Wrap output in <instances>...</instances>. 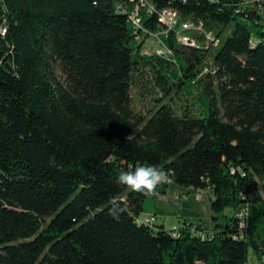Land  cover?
<instances>
[{
  "label": "trees",
  "instance_id": "obj_1",
  "mask_svg": "<svg viewBox=\"0 0 264 264\" xmlns=\"http://www.w3.org/2000/svg\"><path fill=\"white\" fill-rule=\"evenodd\" d=\"M0 27V264L264 263V17L246 0H0ZM138 73L161 94L150 116ZM149 164L232 216L205 237L139 222L169 184L145 197L117 178Z\"/></svg>",
  "mask_w": 264,
  "mask_h": 264
},
{
  "label": "rangeland",
  "instance_id": "obj_2",
  "mask_svg": "<svg viewBox=\"0 0 264 264\" xmlns=\"http://www.w3.org/2000/svg\"><path fill=\"white\" fill-rule=\"evenodd\" d=\"M163 49L158 38L150 36L144 38L143 52L154 53L156 50ZM212 55H208L205 63L210 64ZM147 75L138 73L135 76L136 84L131 88V105L135 113L150 116L156 108L157 102L155 97H161L155 89H152L147 82ZM147 84H146V83ZM170 97L176 98L177 95ZM182 101H179L181 103ZM184 103V101H183ZM168 189L165 194L157 198L147 199L144 203V211L139 216L140 219H146L155 216L158 223L164 225L166 230H171L173 227H178L181 223L186 222L200 223L202 226L210 228L217 222L223 220V216H232L233 210L226 209L218 216L217 221H214L209 209L210 198L212 195L207 189H196L194 187H185L175 183L168 182ZM260 189L264 192V183L260 184ZM247 264H264L259 263L249 250L247 255Z\"/></svg>",
  "mask_w": 264,
  "mask_h": 264
},
{
  "label": "clouds",
  "instance_id": "obj_3",
  "mask_svg": "<svg viewBox=\"0 0 264 264\" xmlns=\"http://www.w3.org/2000/svg\"><path fill=\"white\" fill-rule=\"evenodd\" d=\"M170 175V171L156 165H137L132 170H121L117 178V184L145 197H153L158 195L157 189L159 186L169 182ZM124 211L125 209L121 207L119 202H113L109 209V215L118 220Z\"/></svg>",
  "mask_w": 264,
  "mask_h": 264
},
{
  "label": "built area",
  "instance_id": "obj_4",
  "mask_svg": "<svg viewBox=\"0 0 264 264\" xmlns=\"http://www.w3.org/2000/svg\"><path fill=\"white\" fill-rule=\"evenodd\" d=\"M140 3H144V0H139ZM246 3L249 4V7H251V9H254V10H257L259 14H261L263 17H264V2L263 0H246ZM148 9L152 10L154 9V6L153 5H149L148 6ZM160 20L168 25V27H173L176 22H177V18H176V15L175 13L169 11V10H162L160 12ZM133 23L135 25L138 24V19L135 18L134 16L131 17ZM182 29H190L191 31H193L194 29H197L199 30V27H193L192 24H183L182 25ZM4 31H5V28L4 27H0V34L3 35L4 34ZM207 37H210L209 34H207ZM180 40L183 42V43H186L188 41V38L186 36H181L180 37ZM163 49H159L157 50L158 53L162 52ZM247 211H248V202H245L241 207H239L235 213L236 217L239 218L241 220V226L244 225V217L245 215L247 214ZM137 220L139 222H142L150 227H153L155 226V224L157 223V219L155 216H151L149 218H146V219H140L139 217L137 218ZM182 225H190V230L192 231V233L194 234H197L201 237H205L207 235H212V230L207 228V227H204V226H201V227H196V223H192V222H186V223H182ZM171 230H174L173 234H175V231L177 230V227H173V229Z\"/></svg>",
  "mask_w": 264,
  "mask_h": 264
},
{
  "label": "crops",
  "instance_id": "obj_5",
  "mask_svg": "<svg viewBox=\"0 0 264 264\" xmlns=\"http://www.w3.org/2000/svg\"><path fill=\"white\" fill-rule=\"evenodd\" d=\"M211 218H212V216H211ZM184 221H186V220H184ZM182 223H183V222H182ZM182 223H181V224H182Z\"/></svg>",
  "mask_w": 264,
  "mask_h": 264
}]
</instances>
